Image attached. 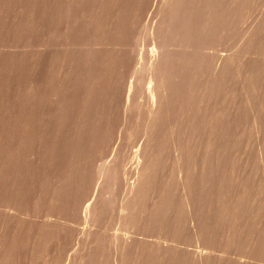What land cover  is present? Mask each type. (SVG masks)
Here are the masks:
<instances>
[{
	"label": "bare ground",
	"instance_id": "6f19581e",
	"mask_svg": "<svg viewBox=\"0 0 264 264\" xmlns=\"http://www.w3.org/2000/svg\"><path fill=\"white\" fill-rule=\"evenodd\" d=\"M151 1L31 0L34 48L30 68L26 72L20 64L15 73V87L12 91L3 88L0 96V264H12L10 257H14L9 252L30 247L31 242L41 237L42 231L51 228L50 218L43 225L25 222L32 208L59 203L69 206L87 184L92 144L107 121V107L109 113L116 101L122 86L121 73L137 58L131 55L130 45L135 20L140 14L148 9L151 14L157 12L155 22L142 30H149V34L145 32L150 36L152 48L143 56L146 66L141 64L144 70L141 69L140 82L130 81L122 107L124 114L135 109L140 114V105L135 102L139 97L145 102L147 126L142 117L146 127L143 131L150 136L135 149L132 157L127 154L129 161L133 159L131 168L135 177L126 185L127 195L118 206V221L124 227L119 226L120 230L125 231L136 223L138 203L146 194L153 178L151 169L156 166L157 140L161 139L157 136L166 130L160 129L161 126L167 124L170 131L172 118L183 110L187 122L183 136L189 135L195 120L194 109L199 110L212 94L215 95L214 87L222 83L220 79L224 80L226 71L235 65L233 57L230 60L222 56L213 68L215 77L213 72L208 76L210 65L207 66L203 49L213 35L218 39L226 34L245 0H161L158 4L153 2V7ZM263 28L254 31L252 37L249 35L248 42L259 39ZM141 65L135 67L132 78L140 74ZM239 67L238 77H253L247 63L242 61ZM140 85H146L141 93L137 90ZM221 111L219 108L213 112L211 123H207L209 139L220 133ZM98 114L104 115L100 116L104 123H99ZM182 156L179 155L177 174L185 193L187 205L184 207L191 209L193 175L188 161L181 163ZM118 176L117 164L96 169V195L78 206L83 219L89 221L104 213L107 194ZM259 183L261 190L255 201L250 202L244 185L240 198L231 200L234 204L230 207L228 201L224 213L225 241L229 244L234 239L233 229L239 226V233L236 232L239 240L253 243L255 250L237 253L233 259L227 248L224 264H263L259 262L262 259L256 257V250L264 244V172H260ZM7 229L8 232L2 234ZM124 248V242L118 244L113 257L115 264H121ZM6 249L11 251L7 253ZM201 251L197 250L196 264H201L205 257V250Z\"/></svg>",
	"mask_w": 264,
	"mask_h": 264
},
{
	"label": "rangeland",
	"instance_id": "374dc122",
	"mask_svg": "<svg viewBox=\"0 0 264 264\" xmlns=\"http://www.w3.org/2000/svg\"><path fill=\"white\" fill-rule=\"evenodd\" d=\"M160 1L152 0L150 6ZM239 14L223 37L217 39L218 36L213 35L203 49L207 66L210 65L209 70L207 67L208 76L213 72L215 77L213 68L222 56L230 60L233 57L235 65L226 71L224 80L220 79L222 85L214 87L215 95L212 94L199 110L194 109L195 120L189 135L187 133L183 136L187 124L183 110L172 118L170 131L167 124L162 125L165 128L161 126L160 129L166 130L157 136L161 137L157 140L160 148H156L157 167L151 169L153 178L145 196L138 203L136 223L124 229L125 233L119 228L122 225L118 221V206L127 195L126 185L135 177L131 168L134 165L133 159L129 161L128 156L131 154L132 157L135 149L138 150L150 134L143 131L146 128L144 125L147 126L145 102L140 97L135 102L140 105V114L144 112L141 115L137 109L124 114L123 104L127 100L130 81L140 82L139 76L143 75L146 66L143 56L151 51L152 45L149 30H145L148 34L142 30L149 23L152 25L155 22L157 12L151 14L148 9L137 17L130 45L131 55L137 58L121 73L122 86L116 101L109 113L107 107V121L101 126L102 133H98L92 144L87 184L75 195L74 203L69 206L65 203L63 207L64 204L59 203L40 205L36 210H30L31 216L28 217L29 221L25 220L26 223L43 225L50 218L51 228L42 231L41 237L31 242L30 247H21L16 253L6 249L7 253L12 252H9L14 257H10L12 264H115L113 257L121 242L125 243L121 264H196L197 250H205L201 264H224L227 248L233 259L237 253H251L255 250L253 243L239 240V235H236L239 226L233 229L234 239L228 244L224 227L227 202L230 201L229 207L234 204L236 198H240L244 185L250 202L255 201L261 190L259 175L264 172V28L259 39L257 37L248 42L249 35L252 37L254 31L264 27V0H245ZM31 24V0H0V96L3 88L12 91L15 87V73L20 64L24 71H29V60L34 48ZM242 61L251 67L253 77H238ZM139 65L140 74L132 78L135 67ZM145 87L140 85V90H137L141 93ZM219 108L222 110L218 124L221 130L209 139L207 123H211L213 112ZM102 110L104 112V107ZM100 116L104 115L98 114ZM99 123H104L103 118H100ZM178 154H184L181 163L188 161L193 175L190 182L191 209L184 207L187 204L184 203L185 193L177 174L180 167ZM110 163L119 166L118 180L107 194L108 204L104 213L96 219L91 218L92 223L90 218L89 221L83 219L78 206L84 205L86 199L90 200L96 195V169ZM152 206L154 208L150 211ZM7 232L8 229L2 234ZM262 234L264 237V228ZM115 236H118L116 241ZM256 253V257L262 259L259 262L264 264V244Z\"/></svg>",
	"mask_w": 264,
	"mask_h": 264
}]
</instances>
